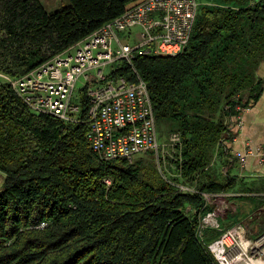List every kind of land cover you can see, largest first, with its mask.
Masks as SVG:
<instances>
[{
    "label": "trees",
    "instance_id": "obj_1",
    "mask_svg": "<svg viewBox=\"0 0 264 264\" xmlns=\"http://www.w3.org/2000/svg\"><path fill=\"white\" fill-rule=\"evenodd\" d=\"M143 1L68 0L48 13L39 0H0V264H219L208 246L230 226L203 227L210 208L202 194L177 191L153 162L100 161L86 126L32 112L2 77L26 75ZM198 1L182 54L133 62L161 135L166 126L183 136L175 181L212 164L238 110L264 90V0ZM234 185L215 181L198 192ZM233 218V226L242 220Z\"/></svg>",
    "mask_w": 264,
    "mask_h": 264
},
{
    "label": "built area",
    "instance_id": "obj_2",
    "mask_svg": "<svg viewBox=\"0 0 264 264\" xmlns=\"http://www.w3.org/2000/svg\"><path fill=\"white\" fill-rule=\"evenodd\" d=\"M199 6L198 0H145L26 75L14 80L2 77L32 112L66 125L86 126L87 142L100 161L133 164L138 157L153 154L165 162L168 155L173 169L171 161L182 162L183 137L179 132L163 139L159 136L147 84L133 62L138 57L182 54L191 40ZM120 34L127 36L121 39ZM108 67L111 70L106 74ZM78 83L82 88L77 91ZM236 119L240 127V113ZM254 154L264 163V147L237 152L235 159L243 167ZM166 181L181 191L202 194L206 200L210 197L170 178ZM112 183L111 178L104 180L107 187ZM263 244L264 236L248 241L244 227L236 225L208 249L219 264H245L251 261L249 251Z\"/></svg>",
    "mask_w": 264,
    "mask_h": 264
},
{
    "label": "rangeland",
    "instance_id": "obj_3",
    "mask_svg": "<svg viewBox=\"0 0 264 264\" xmlns=\"http://www.w3.org/2000/svg\"><path fill=\"white\" fill-rule=\"evenodd\" d=\"M44 8L47 11L55 12L57 10H60L61 8L65 7L68 3V0H39ZM134 30V32H136ZM120 38H124L127 35L120 34ZM264 68H262L263 70ZM111 70V67L106 68L105 73L109 74ZM82 88V84L78 83L77 91ZM77 93V92H76ZM163 133L166 135H161V131L159 129V125H157V130L159 133V136L163 139L170 134L171 132L166 133V129H168L166 126H160ZM182 135V134H181ZM183 137V136H182ZM218 152L215 150L213 154V165L208 167V170H205L198 176L194 178H189L187 180L183 181H175L173 179V171L172 168L169 167V162L171 160V157L166 155L165 162L163 160L157 161V157L153 154H147L145 156L138 157L136 161L138 160H144L145 164H149L153 162L155 164V167L158 171V173L161 175V177L166 181V179L170 178L171 181H175L179 183V185L185 187L191 192H198L201 186L207 187L209 185V178L211 175L216 178L218 181L220 180V171H221V164H219V156L217 154ZM154 159V160H153ZM170 159V160H169ZM135 161V162H136ZM134 162V163H135ZM133 163V164H134ZM211 173V175H210ZM211 177V178H213ZM107 179V178H105ZM104 179V180H105ZM103 180V183H104ZM4 182V176L2 173H0V191L2 189V185ZM168 183V182H167ZM177 191L181 193H190V192H184L180 189H176ZM263 191V190H262ZM236 193V189H232L229 192V196H225L223 192L217 191V192H206L210 197L207 200V206L210 208V213L206 215L205 218L202 220L203 227H215L218 228L219 221H222L223 227L228 228V230H232L236 226H233L232 220L226 219V216L234 217L242 219L241 222L238 225H242L245 229V236L248 241L257 242L264 236V212H260L259 210L262 209L264 211V206H261L259 204V199H256L258 197H264V196H258L254 199L245 198L243 200H237L232 196V194ZM259 211V212H258ZM184 213L189 218H193L195 215V211L190 206H187L184 210ZM233 218V219H234ZM236 219V220H237ZM237 225V226H238ZM263 243V242H261ZM243 246L247 247L245 242H243ZM249 258L251 261H247L245 264H254L257 262V264H261L262 260L264 261V244L257 250L254 249V251H249ZM231 259H234L232 257Z\"/></svg>",
    "mask_w": 264,
    "mask_h": 264
},
{
    "label": "crops",
    "instance_id": "obj_4",
    "mask_svg": "<svg viewBox=\"0 0 264 264\" xmlns=\"http://www.w3.org/2000/svg\"><path fill=\"white\" fill-rule=\"evenodd\" d=\"M68 5L69 2L65 7ZM262 68H264V65L259 70V77L264 79V69L262 70ZM244 109L242 112L239 111L242 120L241 126H238L237 119L235 118L232 137L224 134L222 136V143L216 150L219 156L218 162L221 164L220 180L218 181L210 173L213 178L210 177L208 182L210 184L217 181L220 184H226L228 180L233 179L235 185L231 190L235 188L236 193L232 194V196L237 200L245 198L254 199L258 196H264V163H260L259 157L255 155L256 152L248 158L247 163L243 167L235 159L237 152L245 154L264 147V90L259 99ZM233 159L234 162L232 163ZM212 165L213 163L209 166V170ZM221 192L225 193V196L230 195V190L228 192Z\"/></svg>",
    "mask_w": 264,
    "mask_h": 264
},
{
    "label": "bare ground",
    "instance_id": "obj_5",
    "mask_svg": "<svg viewBox=\"0 0 264 264\" xmlns=\"http://www.w3.org/2000/svg\"><path fill=\"white\" fill-rule=\"evenodd\" d=\"M253 264H254V262H253ZM255 264H257V262H256ZM261 264H264V261H262V263H261Z\"/></svg>",
    "mask_w": 264,
    "mask_h": 264
}]
</instances>
